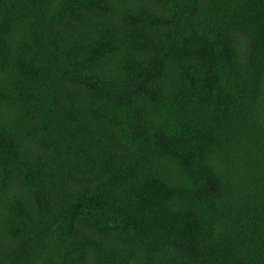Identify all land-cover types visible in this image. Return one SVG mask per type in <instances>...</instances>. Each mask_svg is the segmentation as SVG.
Segmentation results:
<instances>
[{"label":"trees","instance_id":"1","mask_svg":"<svg viewBox=\"0 0 264 264\" xmlns=\"http://www.w3.org/2000/svg\"><path fill=\"white\" fill-rule=\"evenodd\" d=\"M0 264H264V0H0Z\"/></svg>","mask_w":264,"mask_h":264}]
</instances>
